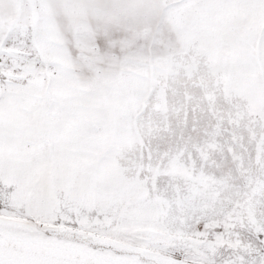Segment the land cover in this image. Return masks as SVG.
<instances>
[{
  "label": "snow or ice",
  "instance_id": "6c2138e0",
  "mask_svg": "<svg viewBox=\"0 0 264 264\" xmlns=\"http://www.w3.org/2000/svg\"><path fill=\"white\" fill-rule=\"evenodd\" d=\"M0 264H264V0H0Z\"/></svg>",
  "mask_w": 264,
  "mask_h": 264
}]
</instances>
